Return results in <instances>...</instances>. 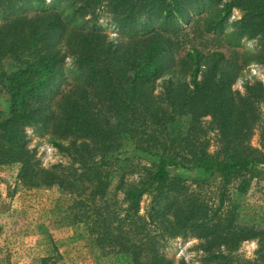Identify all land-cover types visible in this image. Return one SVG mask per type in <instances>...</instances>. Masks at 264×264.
<instances>
[{
  "label": "trees",
  "instance_id": "16d2710c",
  "mask_svg": "<svg viewBox=\"0 0 264 264\" xmlns=\"http://www.w3.org/2000/svg\"><path fill=\"white\" fill-rule=\"evenodd\" d=\"M32 2L41 6L35 14L17 13ZM61 2L57 10L44 0H0L4 18L16 15L0 25V69L5 57L16 68L3 86L10 103L0 111V162H19V177L29 185L74 193V221L87 225L99 247L131 264H175L161 248L169 236L189 233L197 235L207 262L223 264H233L228 253L240 241L257 239L254 264H264V228L237 223L229 192L244 193L247 176L264 169V150L249 142L264 84L230 89L236 69L264 65V0ZM234 9L241 16L228 22ZM106 14L126 40L81 30ZM242 38L256 40L255 48L237 51ZM209 39L225 44L230 56L198 47ZM66 58L76 67L70 81L58 77ZM164 72L170 76L155 93V76ZM62 82L69 87L60 89ZM29 126L46 129L70 165L33 161ZM207 129L216 131L215 151L208 149ZM126 144L131 155L123 157L119 150ZM136 151L149 156L150 165L131 171L140 176L137 182L120 175L116 189L128 185L122 201L107 198L112 170ZM180 170L198 173L201 189L208 177L218 179V204L212 207L203 190H188ZM145 192L154 194L148 217L138 210Z\"/></svg>",
  "mask_w": 264,
  "mask_h": 264
},
{
  "label": "rangeland",
  "instance_id": "374dc122",
  "mask_svg": "<svg viewBox=\"0 0 264 264\" xmlns=\"http://www.w3.org/2000/svg\"><path fill=\"white\" fill-rule=\"evenodd\" d=\"M46 7H53L61 10V0H44ZM41 6L37 2H32L29 6L19 9L17 13L32 16ZM205 12V10H202ZM4 14L0 13V25L15 18L14 15H8L4 18ZM241 16V11L234 9L231 13L228 22L237 19ZM89 17V16H87ZM10 19V20H11ZM227 22V23H228ZM154 24V23H153ZM189 23L183 20L181 26L188 28ZM154 26H156L154 24ZM154 26H151L154 28ZM83 31H91L105 33L109 39L114 41L126 40L124 33H119L111 18L102 15L97 20L94 26L84 25L81 27ZM187 30V29H185ZM181 41L186 38L179 35ZM211 38V37H209ZM182 47H188L189 44L182 42ZM214 39H209L207 44H200L203 51L207 49L223 52L225 56L229 55L225 44L219 46ZM256 40H247L242 38L235 49L242 51L246 49L253 50ZM217 47V48H216ZM182 48L175 51V55L182 53ZM12 57H5L0 69V111H6L10 103V95L4 92L3 86L8 82L7 75H10L15 67ZM76 69L72 58H66L58 73V77L71 80V74ZM4 70L5 74H2ZM169 73H160L155 76L156 88L155 93H158L162 87V79L168 78ZM235 79L231 82L233 91L244 92L247 84H252L257 81L264 84V65L249 62L243 65L240 69H236ZM2 80V81H1ZM57 80L56 82H60ZM69 85L61 83L60 89H66ZM56 97H54L55 101ZM46 99V101H48ZM260 113L259 121H256L253 132L249 139L250 143L264 150V100L257 103ZM208 119V118H207ZM27 143L26 146L35 148L33 161L37 160L38 165L49 167L54 164L64 166L70 165L71 159L64 152L55 148L50 141V134L46 129L40 126L26 127ZM206 139L208 140V149L215 151L219 147L216 131L212 129L206 130ZM131 145H124L120 151V155L126 157L131 155ZM132 161H122L109 177V187L106 192L107 198H115L118 201L127 194V188L124 186L120 190L116 189L120 175L125 173L124 179L126 182H137L140 176L134 171L138 165H150L151 158L145 153L139 151L133 152ZM1 158V155H0ZM132 163V165H131ZM20 163L14 161L0 162V264H131L128 261L117 258L115 254L106 252L94 241L90 235L87 225L83 222H75L72 217L70 206L77 197L74 193L63 190L56 185L52 186H33L27 184L19 177ZM78 167V164H75ZM139 168V167H137ZM261 168V174L250 177V185L244 193L235 194L236 191L231 189L230 196L234 200L235 215L237 223L242 225H255L264 228V169ZM181 176L185 178V185L188 190H203V195L212 207L216 206L219 201V195L222 193L219 189L218 179L213 176L207 178L201 186V178L198 173L180 170ZM172 173L178 174V171L171 170ZM196 182H195V180ZM131 187V185H130ZM85 196V195H84ZM154 194L144 193L139 200V213L148 217V211L153 204ZM90 211L89 206L86 208ZM88 213V212H87ZM200 240L196 234L189 233L186 237L169 236L168 241L162 251L166 258L172 259L175 264H223V262H207V253L200 247ZM225 245L220 248L224 253H228ZM259 249V241L257 239L240 241L236 249L229 251L228 257L233 264H254ZM105 251V252H104ZM250 262V263H249Z\"/></svg>",
  "mask_w": 264,
  "mask_h": 264
}]
</instances>
